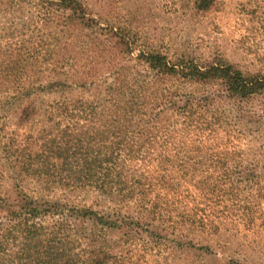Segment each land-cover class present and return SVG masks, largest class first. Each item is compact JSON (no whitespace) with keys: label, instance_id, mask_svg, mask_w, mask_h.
<instances>
[{"label":"trees","instance_id":"1","mask_svg":"<svg viewBox=\"0 0 264 264\" xmlns=\"http://www.w3.org/2000/svg\"><path fill=\"white\" fill-rule=\"evenodd\" d=\"M90 1L0 0V264H111L143 229L214 232L262 190L232 139L264 122V73L141 45ZM85 192L106 208L69 198Z\"/></svg>","mask_w":264,"mask_h":264},{"label":"rangeland","instance_id":"2","mask_svg":"<svg viewBox=\"0 0 264 264\" xmlns=\"http://www.w3.org/2000/svg\"><path fill=\"white\" fill-rule=\"evenodd\" d=\"M192 2L111 0L107 3L108 19L131 27L137 43L158 47L170 56L183 55L196 61L223 57L245 72L264 73V0H213L208 11L199 13L191 10ZM90 3L96 11L100 10L97 0ZM258 104L253 101L254 107ZM5 117L0 109V127L8 132L14 129V121ZM241 128L243 132H234L232 141L248 158L255 155L257 173L264 174V167H260L264 164V122L254 117ZM260 185L262 190L258 185L244 187L233 206L235 211L223 222L217 220L216 231L185 230L179 234L180 231L161 229L162 233L151 236L143 229L137 241L122 246L121 257L111 264H264V198L260 197L264 182ZM25 189L33 196L39 194L33 191L32 184ZM190 190L195 193L192 186ZM45 195L66 197L59 189ZM69 198L79 205L106 208L96 202L92 192L72 194ZM245 212L253 214L250 226L244 223ZM152 224L159 226L160 221Z\"/></svg>","mask_w":264,"mask_h":264}]
</instances>
